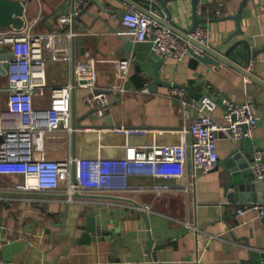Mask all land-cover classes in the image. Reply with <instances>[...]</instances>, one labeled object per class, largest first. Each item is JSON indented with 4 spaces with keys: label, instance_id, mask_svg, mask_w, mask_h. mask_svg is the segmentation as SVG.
I'll return each mask as SVG.
<instances>
[{
    "label": "crops",
    "instance_id": "1",
    "mask_svg": "<svg viewBox=\"0 0 264 264\" xmlns=\"http://www.w3.org/2000/svg\"><path fill=\"white\" fill-rule=\"evenodd\" d=\"M24 1L25 27L4 31L44 36L48 89L45 96L35 98L37 109L51 106V88L72 81L73 60H94L99 91L108 90L116 82L114 61H131L128 92L112 95L105 116L90 115L86 105L90 90L77 87L72 110L77 132L42 135L36 157L73 158L77 166L88 158H124L135 152L145 156L162 149L165 155L157 153L162 173L175 175L133 177V191L119 200L89 193L81 194L86 198L73 197L77 192L69 197L65 182L57 193H23L13 189L21 177L0 176L2 264H109L111 260H121L116 264H254L252 253H264V220L255 212L237 215L238 208L248 202L240 197L241 191L237 195L228 189L229 168L220 163L240 142L236 144L221 132L217 141L219 165L201 176L196 185L191 180L189 149L182 161L178 148H189L192 142L187 133L190 121L197 115L192 103L200 94H210L234 103H254L259 124L251 139L257 151H264V87L228 66L217 69L213 65H196L191 56L178 62L171 56L154 53L149 42H136L122 24V17L130 10L141 12L146 0H132L139 7L129 5V0H85V10L71 27H63L59 18L71 13L72 0ZM242 2L197 0L199 18L208 20L201 25L209 28L210 48L218 47L237 31V20L232 16L238 14ZM263 6L264 0H247L241 15L244 34L235 40L251 37L257 49L264 48ZM168 7L171 23L189 33L194 23L193 0H172ZM71 30L75 32L73 38L69 36ZM9 52V46H0V54ZM151 55L155 61L163 59L158 68L160 84H153L156 65L148 61ZM250 72L264 81V53L253 60ZM146 83L149 94L140 93ZM175 85L198 87L187 91L183 100L172 101L169 94ZM7 86V77L0 73V105L5 110ZM224 113L225 106L219 105L213 116L226 124ZM119 126L143 128L147 133L126 138L111 131ZM241 154L246 156L245 151ZM90 215L102 235L96 241L84 242ZM192 226H197L199 232L194 234ZM149 232L154 239L152 256L147 246ZM197 252L199 263L195 261Z\"/></svg>",
    "mask_w": 264,
    "mask_h": 264
},
{
    "label": "built area",
    "instance_id": "2",
    "mask_svg": "<svg viewBox=\"0 0 264 264\" xmlns=\"http://www.w3.org/2000/svg\"><path fill=\"white\" fill-rule=\"evenodd\" d=\"M86 6L85 0H72L71 13L59 18L61 25L71 27ZM166 18L167 14L163 19ZM122 24L131 32L136 42L151 43L153 52L159 56H171L180 62L188 56L193 57L194 54L203 55V50L189 40H185L141 12L134 10L126 12L122 17ZM69 36L75 37V32L71 30ZM190 36L200 44L209 46L208 27L200 25ZM6 45L10 47L8 54L12 53V56L1 61L6 69L8 86L7 109L0 111V136L3 137V141L0 142V176L21 177V181L14 185V190L23 193H57L62 182H65L69 197L77 192L99 197H114L119 200L124 199L121 197H126V193L133 191L130 187V180L133 177L175 175L162 173L157 154L161 152L165 155L166 151L162 149L145 156L134 151L132 156L124 158H88L77 166L73 158L36 157V149L42 135L61 131L70 134L77 132L72 115L73 98L77 87L90 90L86 97L90 115L98 118L105 116L112 95L115 93L125 95L128 92L126 83L131 61L130 58L114 61L117 67L116 82L108 90L99 91L94 60L92 58L73 60L72 81L66 86L51 88V106L47 109H37L35 98L45 96L48 89L44 36L33 32L6 30L0 32V46ZM252 66L253 63L248 67L249 71ZM139 92L149 94V83H146ZM186 94V88L174 87L169 98L172 101L183 100ZM222 99L226 124L218 122L213 116L219 106L215 99L204 94L192 103L193 109L197 112L187 128L192 142L189 148L181 145L178 148V156L184 161L186 151L189 149L192 163L191 180L194 185L201 176L218 167L217 141L221 132L227 134L237 144L245 137L251 138L258 126L259 120L253 102L234 103L227 98ZM111 131L126 138L147 133L143 128L127 126L115 127ZM254 160V173L257 179L264 183V151L255 152ZM2 198L0 195V199ZM145 209H148V206ZM250 212H255L259 219L264 220V204L244 203L238 208L237 215L244 216ZM191 230L194 234L199 232L197 226H192ZM2 245L3 242L0 241V248ZM197 253L195 261L199 263L200 255Z\"/></svg>",
    "mask_w": 264,
    "mask_h": 264
},
{
    "label": "water",
    "instance_id": "3",
    "mask_svg": "<svg viewBox=\"0 0 264 264\" xmlns=\"http://www.w3.org/2000/svg\"><path fill=\"white\" fill-rule=\"evenodd\" d=\"M172 0H146V6L141 9V13L146 14L150 18L156 20L162 25L168 27L177 35L181 36L185 40H189L195 46L203 50V55H195L192 58L194 64H204V65H213L217 69L221 65L228 66L239 73H241L246 78H249L251 81L258 83L260 86L264 87V81L260 80L254 76L249 70L248 67L253 63V60L256 59L260 54L264 53V48L257 49L254 43L253 38L249 37L246 39H237L236 36L243 35L244 32L241 27V15L242 9L245 6L247 0H243L240 5V10L237 15L232 16L237 20V31L233 32L227 40H225L221 45L216 48H210L209 46L200 44L198 41L191 38L190 34L195 31V29L201 24L208 22L206 19H201L197 13V0H193L194 5V23L191 31L189 33L182 32L179 28L171 23L172 13L168 7L169 2ZM129 5L132 7H139L137 4H134L132 0H129ZM26 2L24 0H0V30L4 29H17L21 30L25 27L24 12H25ZM167 14V18L164 20V16ZM80 16V15H79ZM79 16L77 18H79ZM12 56V53L2 55L0 54V73L6 74V69L1 64V61L9 59ZM148 61H152L156 65V79L153 84H160L161 80L158 73V68L163 64V59L155 61L151 55L148 58ZM173 87L186 88L187 91L192 92L198 86H181L175 85ZM203 94L198 96L200 99ZM212 99H215L219 105H223L222 98H216L208 94ZM259 124V121H258ZM77 128L76 125H74ZM3 141V137L0 136V142ZM241 151L246 152V156L241 154ZM257 151L256 146L252 142L251 138H243L239 145L234 149L228 158L222 160L221 164H226L229 168L228 171V189L232 192H242L241 196L243 200H246L248 203H261L264 204V183L259 181L252 170V166L255 164L254 154ZM73 197L86 198L85 196L76 193ZM232 197V194H229V198ZM132 203V200H127ZM138 207H141L139 204L135 203ZM68 207L66 208V210ZM66 214V213H65ZM148 228L150 229L149 218L147 213H143ZM65 226V222L63 223ZM91 234L93 238H91ZM102 235V230L96 227L95 218L93 216L88 217V226H87V235L84 238V242H89V239L96 241L98 236ZM147 246L149 251L153 253L154 249V239L151 232H149V239L147 241ZM253 257L255 258L254 264H263L264 253L253 252ZM114 258V256H112ZM115 259V258H114ZM152 259H156V256H153ZM121 263V260H111L109 264Z\"/></svg>",
    "mask_w": 264,
    "mask_h": 264
},
{
    "label": "rangeland",
    "instance_id": "4",
    "mask_svg": "<svg viewBox=\"0 0 264 264\" xmlns=\"http://www.w3.org/2000/svg\"><path fill=\"white\" fill-rule=\"evenodd\" d=\"M7 109V108H6ZM5 110V107L0 105V111H4ZM62 187V186H61Z\"/></svg>",
    "mask_w": 264,
    "mask_h": 264
}]
</instances>
